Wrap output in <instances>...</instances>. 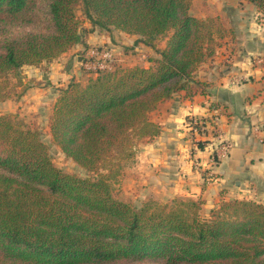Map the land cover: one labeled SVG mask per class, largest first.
Returning a JSON list of instances; mask_svg holds the SVG:
<instances>
[{"label": "trees", "instance_id": "16d2710c", "mask_svg": "<svg viewBox=\"0 0 264 264\" xmlns=\"http://www.w3.org/2000/svg\"><path fill=\"white\" fill-rule=\"evenodd\" d=\"M245 1L264 13V0ZM77 8L92 28L137 35L159 55L153 66L101 71L85 85L71 79L59 88L52 140L98 172L109 157L134 156L135 137L159 134L149 114L160 102L181 90L204 91L194 73L231 28L219 16L191 14V0H0V102L29 87L21 68L83 41ZM117 173L109 168L90 179L63 172L38 129L0 114V264H264V204L231 198L207 215L200 200L187 197L134 206L114 195Z\"/></svg>", "mask_w": 264, "mask_h": 264}, {"label": "crops", "instance_id": "0c3cea01", "mask_svg": "<svg viewBox=\"0 0 264 264\" xmlns=\"http://www.w3.org/2000/svg\"><path fill=\"white\" fill-rule=\"evenodd\" d=\"M198 2L192 0L190 8L196 17L223 13L233 16L230 20L233 35L195 71L194 77L205 84L203 92L191 95L184 90L175 92L150 112L149 118L159 125L160 132L141 156L143 161L138 167L148 176L139 183L146 184L147 191L158 198L200 200L201 210L208 211L221 200L231 198L264 204V13L245 0H207L215 2L214 7ZM83 41L103 45L111 38L88 33L83 35ZM80 49L84 51L85 47L80 45ZM84 55L78 54L76 59L81 62ZM62 75L54 74V70L48 73L52 81ZM39 89L31 90L29 85L13 101L20 104ZM191 116L205 123V134L197 136L187 126L186 119ZM218 134L230 141L231 148L225 157L212 162Z\"/></svg>", "mask_w": 264, "mask_h": 264}, {"label": "rangeland", "instance_id": "374dc122", "mask_svg": "<svg viewBox=\"0 0 264 264\" xmlns=\"http://www.w3.org/2000/svg\"><path fill=\"white\" fill-rule=\"evenodd\" d=\"M198 5L214 7L215 2H207V0H198ZM192 3V0H191ZM238 7H240L238 5ZM229 11V10H227ZM76 13L80 20L81 32L84 34H92L94 36L104 35L109 36L111 41L107 44L101 45L96 41H91L89 44H85L84 41L78 43V45L73 46L67 50L65 55L59 56V59H53L50 61H43V63L38 66L27 67L24 66L20 69L19 75L23 78V81L29 83L31 90L38 91L31 94L27 99L21 100L20 104L14 102L13 100L0 102V114H5L7 112H12L16 116V120L20 121L25 127L36 128L40 132L41 139L47 144L49 153L51 155L53 163L61 169L63 172L76 174L80 177L95 179L98 177L100 172L107 173L109 168L117 170V175L115 178L110 179L112 191L114 195L124 200L134 206H141L144 202L148 200H155L157 202H170L173 198H158L152 195V193L147 191L146 184H141L139 182H144L147 176L145 172L141 171L138 165H141V156L145 154L147 146L152 144L154 137H135V149L134 156L132 157H116L112 156L108 158L105 168H100L98 172H89L83 167L75 163L71 158L67 157L61 149L53 142L50 130H49V115L50 107L52 105L54 94L56 89L65 85L69 79L78 80L80 84L85 85L88 78L96 77V72L94 70L87 69L84 64L89 58V52L92 49L101 50L107 48L112 53L111 66L112 69H125L134 65L139 66H153L154 56L158 53L140 41L137 37L133 38L132 35L120 34L117 29H99L98 27L92 28L88 20L82 14L80 8L76 9ZM190 13H193L190 11ZM230 14V13H229ZM219 16L227 28L230 27V20L233 16L230 15H213ZM92 28V29H91ZM29 29V28H26ZM23 30V29H20ZM233 30L226 34V36L221 40L232 37ZM163 38L157 39L155 41L156 45L160 48L164 43ZM80 45L84 46L85 49L82 51ZM82 52V53H81ZM83 60L78 61L76 56L78 54H84ZM54 70V74H64V76H59L50 80L48 73ZM17 90H19L17 88ZM26 100V101H25ZM18 102V101H17ZM52 109V107H51ZM202 121V120H201ZM186 124L191 128L192 131L196 132V135L201 136L198 130H194L189 124V120L186 119ZM109 167V168H108ZM137 172H142L139 175ZM201 214L207 215L208 211L202 209ZM84 264H161L158 260L152 258L145 259H123L114 262L106 263H84Z\"/></svg>", "mask_w": 264, "mask_h": 264}, {"label": "built area", "instance_id": "2783aa9c", "mask_svg": "<svg viewBox=\"0 0 264 264\" xmlns=\"http://www.w3.org/2000/svg\"><path fill=\"white\" fill-rule=\"evenodd\" d=\"M111 61H112V53L107 48L101 50L92 49L89 52V58L85 62L84 66L87 69L94 70L97 73L101 71L111 70L112 69ZM263 78H264V74H263ZM196 121L197 120L195 118L190 119L189 120L190 126H192L194 130H198L200 134H205L206 126L204 125L203 121L199 122L200 124H203L200 127H197L195 125ZM230 148H231L230 141L225 138H222L218 134L217 147L214 148L211 156L212 162H215L216 160L225 157L228 154ZM208 172L211 173V170H209ZM209 177H212V175L209 174Z\"/></svg>", "mask_w": 264, "mask_h": 264}]
</instances>
